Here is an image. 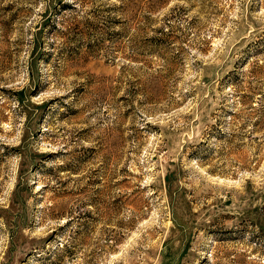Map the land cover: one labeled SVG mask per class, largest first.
Instances as JSON below:
<instances>
[{
  "label": "rangeland",
  "instance_id": "rangeland-1",
  "mask_svg": "<svg viewBox=\"0 0 264 264\" xmlns=\"http://www.w3.org/2000/svg\"><path fill=\"white\" fill-rule=\"evenodd\" d=\"M0 264H264V0H0Z\"/></svg>",
  "mask_w": 264,
  "mask_h": 264
}]
</instances>
